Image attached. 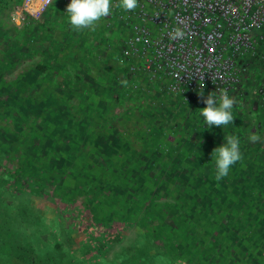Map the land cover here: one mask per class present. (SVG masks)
<instances>
[{
    "label": "rangeland",
    "instance_id": "obj_1",
    "mask_svg": "<svg viewBox=\"0 0 264 264\" xmlns=\"http://www.w3.org/2000/svg\"><path fill=\"white\" fill-rule=\"evenodd\" d=\"M7 1L11 2L3 5L0 11L1 23L4 24V26L2 25L3 29L12 25L8 33L9 37L0 36V151L2 150L4 154L1 158V165H6L5 168L9 169V173H15L16 158L23 157L24 141H26L24 136L32 131L35 132L36 136L33 141L37 145L38 139H41L44 140L43 146L54 147L57 150L62 145L59 141L60 137L62 140L72 139L74 142L71 144L77 147L76 151L79 153L75 154L73 150H67L64 154L57 153L47 157L48 162L51 163L50 166L55 165L56 170L61 168L63 174L67 172L64 181L67 184L73 181L74 166L70 161V156L73 153L83 156L81 158L77 156L79 162H86L91 157L95 159L94 156L98 157L102 151L107 150L108 153L113 143L115 145L120 132L127 140L130 149L124 156H129L133 162L131 164L117 163L119 172L115 171V168L110 172L119 174L126 190H121L119 196H117L118 189L115 190L116 193L113 196L101 193L90 194L81 189H73L71 193V191L64 190L67 189L66 185L59 187L53 179H49L46 184L47 196L52 197L53 200L46 199V203L56 208L68 206V209L74 213L80 210L77 215L82 223L90 220L89 212H95L96 215H93L96 223H111L112 226L110 225L109 228L112 231L113 227H116L119 231V241L114 242L105 251L104 255L107 258L111 257L113 251L120 246L140 240L141 236L137 233L139 231L164 246L167 244L168 237L169 240H172L173 236L176 237L171 232L175 230L181 237V239L178 238V242L173 241L177 248L182 246L188 233L192 234L196 244H199L198 242L202 244L201 253L197 254V257L194 256L196 264H207L208 260L218 261V264H264V109L259 111L255 119H252L250 115L245 114L244 109L234 105L232 108L234 122L232 124L209 128L200 114V108L205 107L203 100L195 111L194 109L189 111L185 107L187 111L183 105H175L176 102L173 98L167 99L166 96L164 98L162 96V101H165L163 114H167V110L168 113L172 112L169 108L174 107L175 116L180 120L176 124L177 129L174 134L169 131L162 132L159 128V130L156 129L157 135L152 128L162 122L154 118L149 122L145 121L140 110L142 113L147 112L145 109L148 106L140 104V100L136 97H134L136 100L129 101L126 95L123 97L120 95L122 99H119L114 106L112 105L114 107L112 111L110 108L113 120L110 121L109 132L106 134L94 133L95 124L91 119L86 118L85 122L81 120L83 111L76 108L79 101L77 93L61 95V97L48 96L50 103L53 97L57 98L58 103L55 104L54 111L51 109L53 113L46 114L44 109H35L31 101L27 100V96L37 98L38 93L41 94L43 90L39 86L35 87L41 73L29 69V63L32 60L44 59L43 51L41 53L40 48H37L30 55L17 56L18 53H21L23 46H27L23 43V38L19 33L24 22L20 20L19 10L16 8L19 0L18 2L17 0ZM44 11L34 19L41 18L43 13L45 15ZM263 50L264 40L258 43L256 53L249 58L243 68L242 79L244 77L246 80L243 86L250 91L246 97L250 96L251 92L256 94V90L262 83L264 71L261 55ZM57 53L59 54L57 59L63 61L60 68L55 67L54 72L51 73V83L60 85L64 76L75 75V73L82 74L87 79L93 76L77 59L74 62V67L73 58L71 59L69 52L60 51ZM1 66L3 67L1 68ZM18 79L21 81L23 79V81L31 80L32 86L29 90L34 94L28 95L27 92L26 95H23L25 91H20L17 98L26 102L30 109L16 107L15 113L7 109L8 103L6 105L5 102L16 96L11 93L9 88L15 82L20 85L21 82H18ZM95 86L101 90L97 83ZM99 89H95L94 92L99 99L96 103L98 113L103 105L108 104L111 107L112 103L109 96L102 97ZM61 92L66 94V89L63 88ZM1 93L2 96H6L2 98V102ZM229 96L239 99V92L236 89ZM237 101L239 102V100ZM132 103L136 104L133 109ZM51 104L53 105V103ZM197 111L198 114L193 119L192 112ZM70 113H73L74 116H69ZM43 114H46V117ZM149 114L148 112L146 116ZM89 115L91 118L92 116L97 117L92 111ZM64 119L66 124H64ZM193 120L197 123L200 122V127L195 129ZM169 121L170 118L166 122L169 123ZM58 124H63L64 131H59L61 128ZM151 125L152 128H150ZM97 127L99 132L100 124ZM252 133L259 134L262 137L261 141L256 143L249 141L248 137ZM228 135L239 138L242 159L231 166L226 177L216 181L215 158L211 153L214 148L225 143L224 137ZM103 137L106 138L105 144L102 141ZM4 141H8L12 147L5 145ZM99 141L102 143L100 144ZM149 142L151 145L148 144ZM93 144L102 145V147H98L99 151L96 150V154L93 151L90 152ZM163 146L166 148L165 150H163ZM26 147L29 145L26 144ZM124 156H119V158ZM121 158L120 160H122ZM136 160L139 161V164ZM62 162L66 166L62 167ZM96 162H99L98 158ZM134 163L137 164L136 168L133 167ZM111 184L117 185L115 180ZM57 192L67 197V205H61L53 197ZM104 192L108 193L107 190ZM90 195L93 196L92 199H90ZM2 197L12 198L7 193ZM110 197H119V201L111 200ZM41 199L44 197L38 199L37 206L42 204ZM182 226L184 228L181 230ZM168 230L173 236L170 233V236H165V232ZM209 240L210 244L217 248L212 253L209 248L210 244L207 243ZM208 252H210L209 256ZM2 253L4 252L1 250L0 244V264H25L19 257L8 255L7 251L4 253L7 256ZM189 258L192 259V256ZM150 261L155 263L154 260ZM33 262L34 264H43L41 260L37 259ZM195 263L193 262V264Z\"/></svg>",
    "mask_w": 264,
    "mask_h": 264
},
{
    "label": "trees",
    "instance_id": "obj_2",
    "mask_svg": "<svg viewBox=\"0 0 264 264\" xmlns=\"http://www.w3.org/2000/svg\"><path fill=\"white\" fill-rule=\"evenodd\" d=\"M9 2L11 1L0 0V11L1 7ZM69 2L52 0L44 11L46 14L44 15L43 13V16L39 19H34L27 14L20 11L18 12L20 20L24 22V26L19 33L21 38H23V43L27 46H23L21 53H18L17 56H22L23 54L30 55L34 52L33 50L40 48L41 53L43 51L42 55L45 59L40 58L38 61L32 60V62L29 63L30 70H36L41 73L40 76H38L39 80L35 87L39 86V88L43 90L41 94L38 93L37 98L27 96V100L31 101L35 109H44V112L47 114L50 112L53 113L56 109L55 104L58 103L57 98L55 99V97H53L51 102L53 103L52 105L48 96L54 95L61 97V95L66 96L77 93L76 95H78L79 101L76 108L83 111L81 120L85 122L87 121L86 118L91 119L95 124L94 133H100L99 135H101L109 132V123L113 120L111 111L114 107H112V105L114 106L115 103L119 99L121 100L125 95L129 98V101L136 100L134 99V97H136L140 100V104L143 103L148 106V108L145 109L147 112L142 113V110H140V113L145 117V121L149 122L150 119L154 118L162 122L160 125L158 123V125L154 127L152 125L150 126V128L153 127L152 130L156 135L158 134L156 129L159 130V128L162 132L169 131V133L174 134L177 129L176 124H178L180 118H176V110L174 107L169 108L172 112L168 113L167 110V114H163V109L165 107L162 101L163 94L157 92L156 84L147 82L141 89L135 88L133 86V81L137 82L139 85H143L140 79L135 78L124 66H120L115 62L114 55L118 47V31L112 28H105L102 19L95 25V30H73L68 23L66 13V6ZM19 5L20 0L16 4L18 10ZM2 25L4 26V24L1 23L0 17V36L9 37L8 33L12 25L4 29ZM60 51L69 52L71 59L73 58V66L75 67L74 62L77 59L85 65L84 68L89 70L93 76L87 79L82 74L75 73V75L64 76V78L61 79L60 85L51 83V73L54 72L53 70L55 67L60 68L59 66L63 61L57 59V57H59L57 52ZM90 65H92V67H90ZM2 67L3 66H1V68ZM62 73L64 72L62 71ZM95 76L98 78L96 79ZM23 80L21 81L18 79V82H21V84L18 85V83L15 82V84L9 88L11 93L16 95L9 98L8 102H5L6 105L8 103L6 107L9 111L16 113V107L30 109V106L28 107L26 102L17 98V94H19L20 91H25L23 95H26L27 92L28 95L34 94L29 90L32 86V81ZM96 83L98 87L100 86L101 90L95 86ZM244 83H246V80L243 77L241 83L237 87L239 99H235L236 101L239 100V102L237 101L234 105H237V108L241 107L244 109L247 116L250 115L252 119H255L259 111L264 109V106L257 94V90L256 94L251 92L250 96L246 97V94L250 93V91L243 86ZM63 88L66 89V94L61 92ZM5 89L7 91V88ZM95 89H99L102 97L104 95L109 96L112 102L111 107H109L108 104L103 105L99 113L96 109V103L99 99L94 94ZM120 95H122V97H120ZM131 96H133V98H131ZM3 97L5 98L6 96H2L1 93V102L3 101ZM253 100H256L255 108L252 106ZM79 103L82 104V106H80ZM135 103L137 104L136 101ZM136 104L132 103V109ZM59 105L64 110L63 106L61 104ZM198 105L197 103L194 105L185 104L184 109L187 107L189 111L193 109L195 111ZM51 109L53 111H51ZM91 111L95 116L97 115L96 118L93 116L92 118L90 117L89 113ZM107 111L110 112L107 113ZM148 112L150 114L146 116ZM192 113L194 115L193 119L196 118L198 111ZM46 114H43V116L46 117ZM69 116H74V114L70 113ZM169 118L170 121L168 123L166 121ZM193 121V127L195 129L200 127V122L197 123V121ZM66 123L64 119V124ZM99 124L101 127L98 132L97 126ZM31 125L33 124L31 123ZM58 125L61 128L59 131H64L63 124ZM32 128L34 129V127ZM34 136L36 135L33 131L24 136L26 141H24L23 157L16 158L17 168L14 170L15 173H9V169L7 167L5 168L6 165H1V158H3L4 154L2 150L0 151V244L1 250L4 253L7 251L8 255L11 254V256L19 257L25 264H34L33 261L36 259L41 260L43 264H90L91 262L94 264H152L153 261L150 260H154L155 263L153 264L195 263V257H197V254L201 253L200 248L202 244L200 242L196 244V241L192 238V234L188 233L186 234L188 237L182 242V246L177 248L173 241L175 240L178 242V238L181 239V237H179V233H176L175 230L171 232L176 237L173 236L170 230H168L169 232H165L166 237L170 236V234L173 237L172 240H169L170 238L168 237L167 244L164 246L159 245L152 240V238L139 231L137 233L141 236L140 240L128 242L120 246V248L113 251L111 257L107 258L104 255L105 251L109 249V246H112L114 242L119 241V231L116 227H113L114 230L112 231L109 228L111 223H96L93 209L91 210L94 213L89 212L90 220L82 223V220L78 219L77 215L80 210L74 213L68 209V206L56 208L46 203V199L50 201L53 200L52 197L47 196L48 190L46 189V184L49 179H53L59 187L66 185L67 189L64 190L71 191V193L73 189H81L90 194L101 193L106 194V196H113L116 193L115 190L118 189L119 193L117 196H119L120 191L124 190L125 187L119 178V174H112L110 171H114L115 168V171L119 172L120 169L117 163L131 164L133 162V159L129 156H124L130 149L127 140H125L120 132L118 133L115 145L113 143L108 153L107 150L102 151L99 153L98 157L94 156L95 159L91 157L86 162H79L78 157L81 158L83 156L81 154L74 155L73 153L74 156H70L71 164L74 166V171L72 172L73 181L67 184L64 182L67 172L63 174V171L60 170L61 168L56 170L55 165L50 166L51 163L48 162L47 157L52 154L56 155L57 153L64 154L67 150H73L75 154L79 153L76 151L77 147L71 144L74 140H62L60 137L59 141L62 145L60 149L57 150L54 147L43 146L44 140L41 139H38L37 145L33 141V139H35ZM105 139V137L102 138V141H104L103 144L106 143ZM102 141H99V143L101 144ZM168 143L167 145H169ZM4 144L12 147L8 144V141H4ZM26 144H28L29 147H26ZM100 144H98V146L94 144V146L91 145L92 148H90V152L93 151V153L96 154V150L99 151L98 147H102ZM148 144L151 145V142ZM165 149L166 148L163 146V150ZM122 155L124 157H120L122 159L120 160L119 156ZM97 158L99 161L98 163L96 162ZM63 164L64 162H62V167L66 166ZM137 164H139V161H137ZM137 164L134 163L133 167L136 168ZM113 180H115L117 185L111 184ZM104 190H107L108 193H105ZM6 193L12 196V198L2 197ZM127 195H129V193H127ZM43 197L44 199H41L42 204L37 206L38 199ZM53 197L57 199L61 205H67L68 203L66 202L67 197L62 193H54ZM92 197L93 196L90 195V199H92ZM118 198L110 197V199L114 201H119ZM114 222L118 223L117 221ZM182 228L184 227L182 226L181 230ZM164 242H166V240H164ZM207 243L209 245L210 240L207 241ZM209 248L211 249V253L217 250L212 244L209 245ZM210 252H208V256ZM4 253L2 254L7 256ZM189 256H192V259L189 258ZM207 264H218V261L208 260Z\"/></svg>",
    "mask_w": 264,
    "mask_h": 264
},
{
    "label": "built area",
    "instance_id": "obj_3",
    "mask_svg": "<svg viewBox=\"0 0 264 264\" xmlns=\"http://www.w3.org/2000/svg\"><path fill=\"white\" fill-rule=\"evenodd\" d=\"M51 1L20 0L19 11L38 18ZM117 3L112 0L111 14L102 18L119 34L115 62L140 79L135 88L152 82L175 105L233 93L264 40V0H138L132 11ZM261 57L264 71V50ZM257 94L264 106V76Z\"/></svg>",
    "mask_w": 264,
    "mask_h": 264
},
{
    "label": "clouds",
    "instance_id": "obj_4",
    "mask_svg": "<svg viewBox=\"0 0 264 264\" xmlns=\"http://www.w3.org/2000/svg\"><path fill=\"white\" fill-rule=\"evenodd\" d=\"M116 7L132 11L138 7V0H118ZM111 11L112 0H70L66 6L68 23L73 30H95V25L102 18L109 16ZM182 35L181 31L175 30V36ZM202 102L205 107L200 108V114L209 128L227 126L234 122L232 108L236 100L235 97L229 96L227 90H221L218 96L215 92H211ZM248 139L256 143L261 141L262 137L252 133ZM224 140L225 143L214 148L211 153L215 158L216 181L226 177L231 166L242 159L239 138L228 135L224 137Z\"/></svg>",
    "mask_w": 264,
    "mask_h": 264
},
{
    "label": "water",
    "instance_id": "obj_5",
    "mask_svg": "<svg viewBox=\"0 0 264 264\" xmlns=\"http://www.w3.org/2000/svg\"><path fill=\"white\" fill-rule=\"evenodd\" d=\"M252 106H253V108L256 107V100H253V101H252Z\"/></svg>",
    "mask_w": 264,
    "mask_h": 264
}]
</instances>
